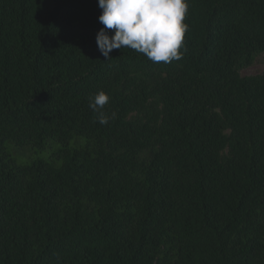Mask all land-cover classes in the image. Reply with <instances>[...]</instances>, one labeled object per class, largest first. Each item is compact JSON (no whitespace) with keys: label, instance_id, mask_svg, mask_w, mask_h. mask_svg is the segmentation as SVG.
Segmentation results:
<instances>
[{"label":"trees","instance_id":"trees-1","mask_svg":"<svg viewBox=\"0 0 264 264\" xmlns=\"http://www.w3.org/2000/svg\"><path fill=\"white\" fill-rule=\"evenodd\" d=\"M101 12L0 0V264H264V0H189L170 63L107 60Z\"/></svg>","mask_w":264,"mask_h":264},{"label":"clouds","instance_id":"clouds-1","mask_svg":"<svg viewBox=\"0 0 264 264\" xmlns=\"http://www.w3.org/2000/svg\"><path fill=\"white\" fill-rule=\"evenodd\" d=\"M102 10L98 21L104 26L96 35L98 50L110 60L115 49L129 48L153 63H170L182 58L189 25L185 19L189 0H98ZM109 30H112L111 33ZM110 96L99 90L88 98L95 122L107 125L111 117L104 111Z\"/></svg>","mask_w":264,"mask_h":264},{"label":"rangeland","instance_id":"rangeland-1","mask_svg":"<svg viewBox=\"0 0 264 264\" xmlns=\"http://www.w3.org/2000/svg\"><path fill=\"white\" fill-rule=\"evenodd\" d=\"M263 72H264V55H257L254 58L251 66L240 70L239 75L242 77L257 76V75L262 74ZM71 144L73 143L71 142ZM58 146H59L58 143L49 141L45 149H43L41 152H35L34 150L29 151L30 149L28 150L27 148L22 150L14 146L11 147V150H12V155L14 156L18 164H27L31 161V159L35 157L49 160L48 153L51 151L50 149L57 148ZM27 147L31 148V146H27ZM55 163L57 164L58 162H55Z\"/></svg>","mask_w":264,"mask_h":264}]
</instances>
